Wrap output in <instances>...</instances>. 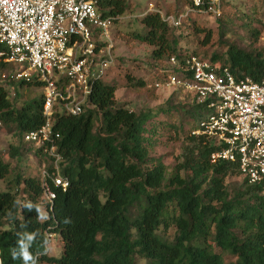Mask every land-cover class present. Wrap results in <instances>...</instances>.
Wrapping results in <instances>:
<instances>
[{"label": "trees", "instance_id": "1", "mask_svg": "<svg viewBox=\"0 0 264 264\" xmlns=\"http://www.w3.org/2000/svg\"><path fill=\"white\" fill-rule=\"evenodd\" d=\"M126 1L98 0L96 8L102 17L116 23L130 7ZM188 6L194 5L177 0L175 10L166 14L177 16ZM223 18L222 13L217 18L222 22L218 24L220 49L209 56L198 46L210 44L213 32L200 27L194 16L175 27L159 12H149L139 18L141 28L127 31L124 38L150 46L149 57L155 65L168 63L170 56L180 60L191 54L228 67L237 78L260 80L264 76L263 49L246 50L223 40L232 23H223ZM249 31L251 44H256L260 32L256 28ZM93 38L95 50L106 45L99 40V32L94 31ZM184 40L189 41L183 46ZM4 50L0 44V52ZM174 70L161 67L152 73L150 86L164 84ZM14 71L16 67L1 55L0 75ZM11 75L0 83V121L13 124L22 151H34L40 173H16L7 181L8 187L0 190V264H264V186L241 177L235 161H212L211 154L219 149L215 140L192 134L209 111L190 92L179 87L170 96L183 93L176 106L183 121L171 128L184 135L180 155L171 168L161 156L150 154L155 111L136 113L126 108L115 98L119 87L115 81L96 80L78 115L68 114L56 104L51 117L52 129L59 134L56 165L69 184L65 190L50 184L56 193L49 203L44 199L41 171L56 172L54 157L44 146L23 139L44 122L43 92L17 100L21 96L18 88L43 87V83L37 75L13 83ZM125 77L126 85L147 86L142 78ZM9 84L15 86L13 94ZM186 121L191 125L184 133ZM17 152L18 147L11 148L12 155ZM10 172V163L0 154V179H7ZM233 176L242 180L231 189L228 179ZM43 212L46 216L41 218ZM170 227L175 230L167 236ZM49 234L59 238L57 256L47 252ZM23 252L30 256L27 262ZM224 254L235 259L225 260Z\"/></svg>", "mask_w": 264, "mask_h": 264}, {"label": "built area", "instance_id": "2", "mask_svg": "<svg viewBox=\"0 0 264 264\" xmlns=\"http://www.w3.org/2000/svg\"><path fill=\"white\" fill-rule=\"evenodd\" d=\"M187 1L194 6L185 7L177 16L161 13L162 19L177 27L191 14L221 13L220 0ZM97 2L0 0V44L5 47L0 56L16 67L11 75L16 80L29 78L35 71L43 83L44 122L24 134L23 139L44 146L54 157L56 172L41 171L43 195L49 203L56 193L51 185L65 190L69 184L56 165L60 156L55 150L59 134L51 126L54 106L57 104L71 115L80 114L94 82L104 78V67L114 61L112 45L106 43L95 50L93 32H99V40L100 36L108 38L112 23L99 14ZM107 45L108 53L104 55L101 50ZM168 64L174 72L164 84L155 85L181 87L195 96L198 103L205 104L209 112L198 121L192 134L215 140L219 149L211 154L212 161H235L241 177L250 184L264 186V76L260 80L250 76L237 78L228 67L191 54L180 60L170 56ZM21 67L24 69L19 70ZM51 237L49 234L48 238Z\"/></svg>", "mask_w": 264, "mask_h": 264}, {"label": "rangeland", "instance_id": "3", "mask_svg": "<svg viewBox=\"0 0 264 264\" xmlns=\"http://www.w3.org/2000/svg\"><path fill=\"white\" fill-rule=\"evenodd\" d=\"M129 9L120 17L116 23H111L108 28V38L100 36V39L106 41L108 45H112L111 54L113 63L104 67L106 81H115L119 87L115 92V98L126 108L137 112H146L148 110L155 111L151 122L153 124V132L149 133L150 140L154 143L150 150L153 156H161L163 162L171 168L180 155L182 139L184 135L178 133L171 128L172 125H179L183 121V114L176 106L183 93H179L177 97L170 99L171 93L176 88L173 86H156L151 83L152 73H157L161 67H169L166 61L158 62L157 65L150 59L149 55L151 47L138 40H127L126 33L130 30L141 28L140 17L149 12H159L166 14L167 10H175L177 0H127ZM221 13L223 14V23L231 20L229 23L227 35L223 40L234 42L236 46L242 49L249 50L251 48L263 49L264 51V0H223L221 3ZM244 15V16H243ZM197 24L204 29H211L213 37L208 45H199L201 53L210 55L211 51L220 49L218 45V30L221 28L217 18L219 15L200 14L193 15ZM248 22V25L241 22ZM251 28H256L260 32V38L256 44H251L249 37ZM249 29V30H248ZM227 30V29H226ZM202 38V35H200ZM189 40H184L182 45ZM104 47L101 53L106 55L109 46ZM186 46L194 48V43H187ZM264 53V52H263ZM96 67L98 64L95 65ZM170 68V67H169ZM36 75L35 71L31 72ZM126 74H131L136 78H142L146 83V87L134 88L126 85ZM11 74L3 72L0 75V83H6L7 76ZM10 79V78H9ZM13 83L17 80L13 78ZM12 83V84H13ZM14 85L9 84L10 93H14ZM21 96L18 101L39 96L42 93V86L39 85H24L18 88ZM192 96V94H191ZM12 97V96H11ZM187 103V102H186ZM161 107V109H160ZM164 108V109H163ZM169 108V111L166 109ZM160 109V111H159ZM184 133L189 130L191 121L184 122ZM23 144L19 140L17 132L13 129V124H4L0 121V154L3 159L10 163L11 172L7 179H0V190L8 187L7 181L15 176L16 173L23 175H38L40 173V165L34 155L33 150H21ZM18 147V152L12 155L11 148ZM240 176H233L228 179L230 188H235L241 183ZM12 184H10V187ZM21 194L17 195L19 199ZM43 210V204H39ZM41 218L46 215L43 212ZM175 228H168L165 233L167 236H172ZM60 251V242L57 235H52L47 243V252L50 255L57 256ZM225 260L233 261L235 258L232 255L224 254ZM143 262L140 261V264Z\"/></svg>", "mask_w": 264, "mask_h": 264}, {"label": "clouds", "instance_id": "4", "mask_svg": "<svg viewBox=\"0 0 264 264\" xmlns=\"http://www.w3.org/2000/svg\"><path fill=\"white\" fill-rule=\"evenodd\" d=\"M21 255H22V257H23L25 262H27L30 259V256H29V254L27 252H23ZM13 257L14 258L16 257V253L15 252H13Z\"/></svg>", "mask_w": 264, "mask_h": 264}]
</instances>
